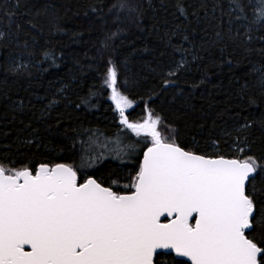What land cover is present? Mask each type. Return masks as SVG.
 <instances>
[{"label": "trees", "instance_id": "1", "mask_svg": "<svg viewBox=\"0 0 264 264\" xmlns=\"http://www.w3.org/2000/svg\"><path fill=\"white\" fill-rule=\"evenodd\" d=\"M15 2L0 0V30L7 31L3 10ZM115 2L21 0L19 39L0 41V158L17 167L72 164L81 180L87 174L105 186L134 175L142 155L116 153L127 144L138 145L137 154L146 148L120 123L110 100L104 80L113 65L119 90L136 103L126 113L130 121L152 110L173 126L185 150L234 158L235 129L247 118L257 123L245 133L252 148L245 155L264 156V27L254 26L248 41L244 22L234 21L232 36L237 30L241 36L230 38L228 0H183L187 16L177 10L178 0H129L137 9L131 14L110 13ZM19 64L25 67L14 71ZM245 85L256 105L241 98ZM89 133L99 140L82 152ZM161 253L164 264L175 257Z\"/></svg>", "mask_w": 264, "mask_h": 264}, {"label": "snow or ice", "instance_id": "2", "mask_svg": "<svg viewBox=\"0 0 264 264\" xmlns=\"http://www.w3.org/2000/svg\"><path fill=\"white\" fill-rule=\"evenodd\" d=\"M20 7L21 0H16L3 10L7 31L0 30V41L19 39ZM125 10L137 11L129 0H116L109 7L115 14ZM177 10L188 15L183 0H178ZM221 12L223 22V8ZM227 15V35L239 38V30L232 36L231 26L243 21V36L250 41L253 27H264V0H228ZM27 23L37 27L31 19ZM104 83L120 123L143 138L142 153L137 154L136 144L116 153L142 155L134 175L109 179L105 186L87 174L81 182L72 164L17 167L10 157L0 158V264H164L158 259L161 249L175 253L168 264H186L178 257L191 264H264V156L258 160L245 155L252 151L245 133L257 122L245 118L235 129L234 158L197 154L181 147L173 126L152 110L142 121L129 120L126 112L134 101L119 90L114 65ZM260 88L264 94V77ZM245 96L249 105H256L247 85L241 89V98ZM259 123L264 130V120ZM98 140L89 133V140L80 142L81 151L94 150ZM121 179L128 183L121 185Z\"/></svg>", "mask_w": 264, "mask_h": 264}, {"label": "water", "instance_id": "3", "mask_svg": "<svg viewBox=\"0 0 264 264\" xmlns=\"http://www.w3.org/2000/svg\"><path fill=\"white\" fill-rule=\"evenodd\" d=\"M146 150V149H145ZM144 150V151H145ZM198 154V153H197ZM142 159V158H141ZM194 222V221H193ZM26 250H29V247L28 246H26ZM161 252H163V253H165V254H173L174 256H175V253L172 251V250H166V249H161V250H158V253H161ZM177 259H180V260H184V261H186L188 264H191V262L190 261H188V258H186V257H178Z\"/></svg>", "mask_w": 264, "mask_h": 264}, {"label": "rangeland", "instance_id": "4", "mask_svg": "<svg viewBox=\"0 0 264 264\" xmlns=\"http://www.w3.org/2000/svg\"><path fill=\"white\" fill-rule=\"evenodd\" d=\"M110 100H111V90H110ZM112 101V100H111ZM112 103L114 104V102L112 101ZM135 106H136V103L134 102V104H133V107L132 108H130V109H128L127 110V112H129V111H131L132 109H134L135 108ZM114 107H115V104H114ZM116 110V109H115ZM117 111V110H116ZM118 112V111H117ZM126 112V113H127ZM143 119H141V120H135V121H142ZM118 142V141H117ZM121 142V139L119 140V143ZM117 144V143H116ZM115 146V145H114ZM114 146H113V148H114ZM112 148V147H111ZM115 151V150H114ZM126 183H128V180L127 179H123V180H120V184L121 185H123V184H126ZM125 191H127V190H125Z\"/></svg>", "mask_w": 264, "mask_h": 264}]
</instances>
